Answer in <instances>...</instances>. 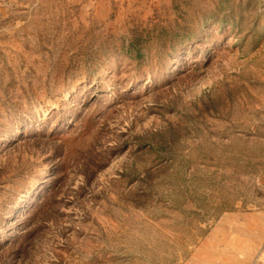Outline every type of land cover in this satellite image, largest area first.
Returning <instances> with one entry per match:
<instances>
[{"label": "rangeland", "instance_id": "374dc122", "mask_svg": "<svg viewBox=\"0 0 264 264\" xmlns=\"http://www.w3.org/2000/svg\"><path fill=\"white\" fill-rule=\"evenodd\" d=\"M197 245H264V0H0V264Z\"/></svg>", "mask_w": 264, "mask_h": 264}, {"label": "crops", "instance_id": "0c3cea01", "mask_svg": "<svg viewBox=\"0 0 264 264\" xmlns=\"http://www.w3.org/2000/svg\"><path fill=\"white\" fill-rule=\"evenodd\" d=\"M200 246L194 247L189 257L181 264H249L256 256H259L264 263V245H239L238 247L235 245L233 249L238 251L242 249L254 251L251 259L245 263L242 262V253H230L231 257H227V250L232 249L229 245H202L208 252H200Z\"/></svg>", "mask_w": 264, "mask_h": 264}, {"label": "built area", "instance_id": "2783aa9c", "mask_svg": "<svg viewBox=\"0 0 264 264\" xmlns=\"http://www.w3.org/2000/svg\"><path fill=\"white\" fill-rule=\"evenodd\" d=\"M249 264H264L259 256H256Z\"/></svg>", "mask_w": 264, "mask_h": 264}]
</instances>
